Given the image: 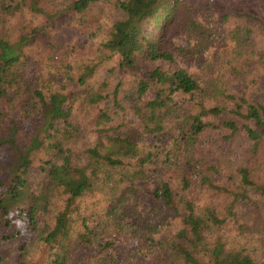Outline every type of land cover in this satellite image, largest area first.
Instances as JSON below:
<instances>
[{"label":"trees","instance_id":"16d2710c","mask_svg":"<svg viewBox=\"0 0 264 264\" xmlns=\"http://www.w3.org/2000/svg\"><path fill=\"white\" fill-rule=\"evenodd\" d=\"M100 1L0 0V264H264V88L205 92L176 66L191 0H117L97 56L27 76L36 35ZM27 13L47 24L16 32ZM239 18L243 51L259 19ZM106 62L130 90L95 78ZM78 99L95 138L75 150Z\"/></svg>","mask_w":264,"mask_h":264},{"label":"rangeland","instance_id":"374dc122","mask_svg":"<svg viewBox=\"0 0 264 264\" xmlns=\"http://www.w3.org/2000/svg\"><path fill=\"white\" fill-rule=\"evenodd\" d=\"M116 1H100L91 5L84 16L67 19L60 16L59 21L43 28L28 46L26 72L32 82L36 84L46 74L61 75L62 65L86 64L85 58L97 56L99 42L105 38L111 24L121 19ZM191 2L192 8L186 13L187 19L182 25L184 29L170 40L174 47L172 56L176 66L198 77L205 92L210 93L216 86L223 85L229 87L233 94L251 96L263 89L264 0ZM241 13L254 15L259 19L249 37L248 46L243 51L236 47L233 39L236 27L244 26L243 18H239ZM16 19L19 26L16 32L22 29L21 26L30 25L25 20L34 21V17L28 13L24 17L16 15L14 22ZM33 23L44 26L47 21L35 19ZM106 76L109 77L111 87L118 78H123V93L133 86V83L129 84L127 81L131 80L130 76H122L111 62L102 64L95 78L101 81ZM48 82L49 80L46 83ZM151 96L152 93L148 92L147 97ZM94 111L85 103L81 104L79 99L76 100L72 113L73 123L79 132L73 141L75 150L81 149L95 138ZM141 186L144 192H150V182L142 183ZM39 251L36 258L40 256Z\"/></svg>","mask_w":264,"mask_h":264}]
</instances>
